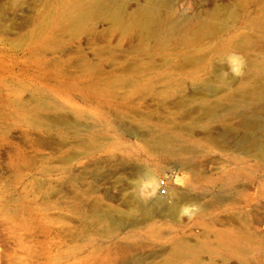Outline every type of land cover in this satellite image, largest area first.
<instances>
[{
	"label": "rangeland",
	"instance_id": "374dc122",
	"mask_svg": "<svg viewBox=\"0 0 264 264\" xmlns=\"http://www.w3.org/2000/svg\"><path fill=\"white\" fill-rule=\"evenodd\" d=\"M7 1L0 0V264H244L224 241L236 218L250 227L246 264H264V155L239 147L241 103L214 107L241 84L230 78L231 53L244 60L240 75L257 73L251 53L264 56L256 25L264 0H121L157 12L159 42L139 30L120 37L100 20L60 34L51 28L53 0ZM212 8L218 20L205 17ZM201 18L215 23L196 48L210 77L223 74L230 89L201 86L171 49H182L186 25ZM163 49L165 56L154 54ZM176 78L185 84L173 86ZM254 108L263 111L264 102ZM161 134L197 149L183 154L187 166L166 154ZM235 164L248 178L215 201L219 172ZM176 190L190 194L180 203L196 206L191 218L139 203L160 196L168 206Z\"/></svg>",
	"mask_w": 264,
	"mask_h": 264
},
{
	"label": "bare ground",
	"instance_id": "6f19581e",
	"mask_svg": "<svg viewBox=\"0 0 264 264\" xmlns=\"http://www.w3.org/2000/svg\"><path fill=\"white\" fill-rule=\"evenodd\" d=\"M7 2L11 7H15L21 3V0H8ZM53 2L54 5H56V11L51 16V21H52L51 28L54 31L60 32V34L70 33V32L75 34L81 32L82 29H84L88 23H92L94 20H100L108 23L109 30L119 31L118 35L120 37H122L121 35L129 34L130 32H132V30L133 31L139 30L138 36H140L141 38L144 39L151 38L155 42L160 41L159 29L161 27L160 25L161 20H158L157 12L151 9L143 8L141 6H136L134 9H129L128 6L121 0H53ZM206 15L207 16L205 17H210L214 20H218L217 17L220 16L217 8H212L211 11L206 13ZM0 18H2L1 13H0ZM208 19L201 18V19H197L195 22H190L189 24H187L186 25L187 27L185 28V34H183L181 38V42L183 43L182 45L183 47L185 46V48L181 46L182 49L178 50V46H174L171 49H173L175 52L178 53L177 55L179 57L180 65H185L187 63L192 64L191 69L188 71L189 76H195V75L201 76V81H200L201 86L206 87L211 91H215L219 87H222V89L224 90L230 89L228 80L226 76H223V74H213L215 76L214 79L210 77V71L212 69L209 70L210 68H207L206 70L205 69L206 66H204L205 52L203 51L204 52L203 53L196 48V45H198L199 42L202 41L203 36H208L209 34H211L212 30L214 29L215 22L212 23ZM256 25L262 32V35L261 34L260 35L264 41V8L261 9L257 15ZM215 31L216 30H214V32ZM167 49L166 50L163 49L161 51H156V52L154 51V54H158L159 56L160 55L165 56ZM101 53L102 52L99 53L97 52L98 55H103ZM250 53L251 50L250 48H248L247 55ZM258 53H262V52H256L254 54L251 53L252 55H255L251 61V65L256 66L257 73H249L246 75H239V76L234 75L233 77H230L231 80H239L241 82L240 86L235 89L229 90L231 92H229L228 95H224L223 97L219 98L215 102L214 107L216 106L222 107L223 104H226L224 100H234V103H237L238 105L233 104L232 105L233 108L235 107L238 108L239 104L241 103L242 112L239 121H237L238 122L237 129L239 128L241 130V133L243 134V139L242 141H240L239 147L247 151L254 149V151L257 154L264 155V110L259 111V110H255L254 108V105H256L257 103L264 102V56H259ZM169 63L170 62L165 60L163 62L165 66L171 67V63L170 65ZM91 69H93V67L83 68L82 70L91 71ZM215 81L218 84L215 85L214 84ZM89 83L91 85L97 84L95 82H89ZM108 84L109 83H105L103 85L108 86ZM171 84L175 87H181L183 84H185V78L183 79L176 78V80L172 81ZM203 110H205L206 113L208 111L211 113L214 110V108L207 103L204 105ZM229 132H231V130ZM163 134H161V136ZM234 134L235 132L233 133V135ZM161 136L158 142L163 147L166 154L169 157L182 161L183 166H187V164L191 162L189 160L191 159V157L187 158L183 154L188 153L193 155L194 153H196L197 149L192 147V145L189 144L188 142H184V143L179 142V144H177V141L179 140L177 136L174 135L172 136L163 135L162 137ZM156 141L157 140L155 138L152 141V143L149 144V148L155 146L157 143ZM241 162H245V161L243 160ZM236 165L237 164H235L232 167H227L228 169L219 172L221 173L220 175H218L219 176L218 179L220 180L219 183L220 185L217 187L219 188V193L215 194L214 196L215 201L217 200V202H219V200H222V198L225 197V194H223V192H227L228 190L233 189L234 182L238 181L243 177L248 178L247 174L244 173L245 168L243 167V169H239ZM191 173L197 180L199 178H204L203 176L199 177L197 174L194 173V171H191ZM211 180H213V178L207 179V182ZM156 184H157L156 180L152 179L148 181V187L151 190L155 188ZM189 195H190L189 193H186L184 191H178V190L173 191L168 196L169 198L172 199V203H170V205L168 206L165 203V200L162 199L160 196H156L152 199L150 198L146 199L145 197L144 198L140 197L139 203L142 209L147 208L148 205L152 206L154 209L157 210L164 207L166 208L168 213H170V215H175L178 213L179 210L181 211L180 202L183 199L188 198ZM234 197L231 196L232 198L231 200L233 202H238V203L242 202V198L236 196ZM246 204L247 203L243 204L242 206L247 208ZM145 212L146 214L148 213V211ZM245 212L247 213V211ZM232 213H234L235 217H237L238 208L235 207L232 210ZM236 221L239 223L238 227L229 229L227 231V237L225 238L224 241L226 242L225 244L227 247H229L234 252L239 253L243 256V258L241 257V259L243 260V263L246 264L248 259L247 257H244V255L249 251L250 227L247 222H241L237 218Z\"/></svg>",
	"mask_w": 264,
	"mask_h": 264
},
{
	"label": "clouds",
	"instance_id": "9594fccd",
	"mask_svg": "<svg viewBox=\"0 0 264 264\" xmlns=\"http://www.w3.org/2000/svg\"><path fill=\"white\" fill-rule=\"evenodd\" d=\"M226 63L228 64L229 70L233 75L239 76L242 72V68L244 65V60L241 56L237 54H231L228 56ZM197 211L196 206H184L181 208L180 215L181 216H189Z\"/></svg>",
	"mask_w": 264,
	"mask_h": 264
},
{
	"label": "built area",
	"instance_id": "2783aa9c",
	"mask_svg": "<svg viewBox=\"0 0 264 264\" xmlns=\"http://www.w3.org/2000/svg\"><path fill=\"white\" fill-rule=\"evenodd\" d=\"M161 182H159V191H161V193H164L165 192V189H164V186L166 185L165 184V180H160Z\"/></svg>",
	"mask_w": 264,
	"mask_h": 264
}]
</instances>
